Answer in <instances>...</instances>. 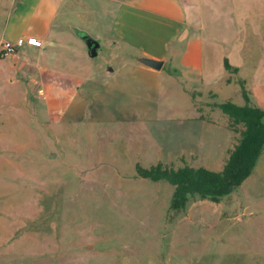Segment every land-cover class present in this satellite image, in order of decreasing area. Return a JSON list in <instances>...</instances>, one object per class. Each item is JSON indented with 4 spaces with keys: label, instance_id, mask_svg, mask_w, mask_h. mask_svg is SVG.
I'll return each instance as SVG.
<instances>
[{
    "label": "rangeland",
    "instance_id": "374dc122",
    "mask_svg": "<svg viewBox=\"0 0 264 264\" xmlns=\"http://www.w3.org/2000/svg\"><path fill=\"white\" fill-rule=\"evenodd\" d=\"M182 2L199 26L190 32L203 45L202 80L186 82L184 65L174 72L170 61L156 75L124 72L130 50L113 60L103 44L85 68L94 85L42 97L25 73L8 87L12 101L0 106V264H264V152L221 201L192 199L180 212L169 208L171 184L137 175V166L159 162L220 170L238 134L214 103L243 104L237 77L264 80V0ZM88 3V23L71 12L68 20L103 34L110 14ZM224 57L242 64L241 73L226 70ZM191 99L203 124L187 119Z\"/></svg>",
    "mask_w": 264,
    "mask_h": 264
},
{
    "label": "crops",
    "instance_id": "0c3cea01",
    "mask_svg": "<svg viewBox=\"0 0 264 264\" xmlns=\"http://www.w3.org/2000/svg\"><path fill=\"white\" fill-rule=\"evenodd\" d=\"M4 1V4L0 2V41H14L29 30L41 38L42 45L34 47L24 44L17 47L13 54L0 56V92H4L0 98V106L12 101L13 95L9 93L8 87L17 85L20 81L17 78L19 74L24 76L26 73L30 83L35 86L34 90L42 97H47L50 93L58 98L61 92L77 91L81 84H96V80L89 78V70L85 71L88 60L92 57L86 44L87 37L97 41L96 52L103 44L113 48L114 53L111 52L110 56L113 60L119 57V51L129 49V62L124 72L156 75L170 61L169 70L174 72L177 71L179 63L184 65L182 75L186 82L192 84L202 80L205 63L203 45L190 32L191 28L199 26L193 15L192 19L188 15L182 0H72L76 8L72 7L66 12H62L61 7L67 6L71 0ZM88 1L93 4L103 3L110 14V23L103 34L92 35L87 32L86 27L79 28L68 20L67 14L71 12L76 14L78 21L88 23L86 18L92 10ZM79 7H82V11ZM81 29L85 31L84 37L79 35L83 32ZM245 50L249 59L250 48ZM244 56L242 53L238 58L242 60ZM141 57L160 60L162 65L159 69L151 68L139 61ZM232 66L237 67L241 73L242 64ZM110 68L106 65V71L114 73L116 69ZM251 73L254 77L259 75L256 67L252 68ZM260 76L264 77V70ZM228 79L229 77L225 81L230 83ZM243 79L246 81L251 101L264 108V80L252 79L250 82L245 77ZM186 87L184 90L187 93L190 89ZM24 91L21 90L19 97H24ZM211 92L217 97V93L213 90ZM191 108L192 115L187 119L203 124L205 118L197 114L192 99ZM261 156L257 169L262 173L264 153ZM252 183L253 181L249 185Z\"/></svg>",
    "mask_w": 264,
    "mask_h": 264
},
{
    "label": "trees",
    "instance_id": "16d2710c",
    "mask_svg": "<svg viewBox=\"0 0 264 264\" xmlns=\"http://www.w3.org/2000/svg\"><path fill=\"white\" fill-rule=\"evenodd\" d=\"M223 65L232 74H238V68L232 66L226 58L223 59ZM237 82L243 98L242 105L231 100L214 103L227 116L231 129L238 134L220 170L189 164L173 168L160 162L148 168L137 166L139 177L168 182L173 186L169 202L171 210H185L192 199L221 201L253 173L259 156L264 152V108L251 101L243 78L237 77Z\"/></svg>",
    "mask_w": 264,
    "mask_h": 264
},
{
    "label": "built area",
    "instance_id": "2783aa9c",
    "mask_svg": "<svg viewBox=\"0 0 264 264\" xmlns=\"http://www.w3.org/2000/svg\"><path fill=\"white\" fill-rule=\"evenodd\" d=\"M24 44L39 47L42 45L41 38L35 33L26 30L23 34L19 35L14 41L3 39L0 41V56L6 57L13 54L17 47Z\"/></svg>",
    "mask_w": 264,
    "mask_h": 264
},
{
    "label": "water",
    "instance_id": "95a60500",
    "mask_svg": "<svg viewBox=\"0 0 264 264\" xmlns=\"http://www.w3.org/2000/svg\"><path fill=\"white\" fill-rule=\"evenodd\" d=\"M86 44H87V47H88L89 55L90 56H94L96 54V49L98 47L97 41H95L91 37H87ZM139 61L142 62L143 64L151 67V68H154V69H159L161 67V65H162V61L151 59V58H148V57H141L139 59Z\"/></svg>",
    "mask_w": 264,
    "mask_h": 264
}]
</instances>
